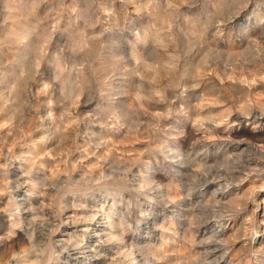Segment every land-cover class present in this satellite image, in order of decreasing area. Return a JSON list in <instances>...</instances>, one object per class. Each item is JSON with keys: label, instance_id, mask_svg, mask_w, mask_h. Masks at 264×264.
Returning <instances> with one entry per match:
<instances>
[{"label": "clouds", "instance_id": "9594fccd", "mask_svg": "<svg viewBox=\"0 0 264 264\" xmlns=\"http://www.w3.org/2000/svg\"><path fill=\"white\" fill-rule=\"evenodd\" d=\"M0 264H264V0H0Z\"/></svg>", "mask_w": 264, "mask_h": 264}]
</instances>
